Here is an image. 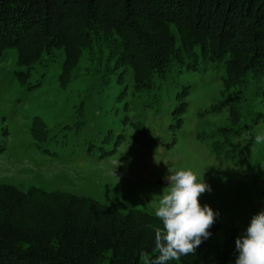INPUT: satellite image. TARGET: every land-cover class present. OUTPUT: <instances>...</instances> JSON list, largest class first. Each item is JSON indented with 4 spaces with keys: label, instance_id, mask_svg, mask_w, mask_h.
I'll return each mask as SVG.
<instances>
[{
    "label": "rangeland",
    "instance_id": "374dc122",
    "mask_svg": "<svg viewBox=\"0 0 264 264\" xmlns=\"http://www.w3.org/2000/svg\"><path fill=\"white\" fill-rule=\"evenodd\" d=\"M17 59L15 48L0 59V186L156 217L169 168L190 167L211 188L200 203L218 213L219 241L225 231L243 235L264 210V142L254 139L264 134V74L226 86L223 62L200 58L193 69L181 53L155 88L137 91L131 71L119 83L123 68L112 72L111 61L107 75L105 56L95 64L85 50L75 78L61 85V50L33 66L29 82L38 85L28 88Z\"/></svg>",
    "mask_w": 264,
    "mask_h": 264
},
{
    "label": "trees",
    "instance_id": "16d2710c",
    "mask_svg": "<svg viewBox=\"0 0 264 264\" xmlns=\"http://www.w3.org/2000/svg\"><path fill=\"white\" fill-rule=\"evenodd\" d=\"M10 48L28 88L38 85L29 82L33 66L61 50V85L75 78L87 50L95 64L105 56L107 75L111 61L112 72L124 69L119 83L131 71L137 91L155 88L181 53L193 69L200 58L223 62L225 85L244 86L248 75L264 74V0H0V59ZM230 112L237 122L238 110ZM158 228L144 211L0 186V264H143L140 254L154 252ZM219 228L216 219L195 253L168 264H235L236 230L219 241Z\"/></svg>",
    "mask_w": 264,
    "mask_h": 264
},
{
    "label": "clouds",
    "instance_id": "9594fccd",
    "mask_svg": "<svg viewBox=\"0 0 264 264\" xmlns=\"http://www.w3.org/2000/svg\"><path fill=\"white\" fill-rule=\"evenodd\" d=\"M254 139L262 143L264 134ZM165 180L167 186L156 195L154 209L162 228L155 231L154 252L140 254L143 264H168L195 253L211 236L209 229L218 215L209 205L200 203V197L211 191L204 174L190 167L169 168ZM235 249V264H264V210L252 216L245 233L236 238Z\"/></svg>",
    "mask_w": 264,
    "mask_h": 264
}]
</instances>
